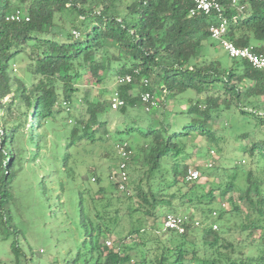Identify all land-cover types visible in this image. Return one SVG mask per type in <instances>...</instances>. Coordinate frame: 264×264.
Returning <instances> with one entry per match:
<instances>
[{
  "label": "trees",
  "instance_id": "obj_1",
  "mask_svg": "<svg viewBox=\"0 0 264 264\" xmlns=\"http://www.w3.org/2000/svg\"><path fill=\"white\" fill-rule=\"evenodd\" d=\"M221 1L225 36L264 54V0H245L242 11ZM193 7V0H0V212L6 216L20 170L36 160L35 152L62 122L65 143L51 155L64 174L50 193L64 206L63 197L73 194L85 232L76 256L60 264H264V71L210 51V43L222 49L210 31L218 18L191 16ZM17 10L29 19H10ZM14 64L23 75L13 73ZM124 74H132V81L117 84ZM113 82L125 100L117 110L93 91L95 84ZM147 90L186 98L187 109L174 111V123L159 120L141 101ZM136 107L151 115H133ZM235 108L243 120L238 138H250V144L242 145L239 160L219 165L213 179L187 181L190 167L201 170L202 178L204 172L187 163L191 137H206L204 166L214 168L213 148L221 152L224 138L237 132ZM112 112L122 115L114 129ZM110 138L119 161L117 143L133 150L132 194L120 192L112 179L119 162L106 184L94 170L85 182L95 185L68 187L73 154L95 144L107 148ZM169 212L201 224H189L184 233L167 229Z\"/></svg>",
  "mask_w": 264,
  "mask_h": 264
},
{
  "label": "rangeland",
  "instance_id": "obj_2",
  "mask_svg": "<svg viewBox=\"0 0 264 264\" xmlns=\"http://www.w3.org/2000/svg\"><path fill=\"white\" fill-rule=\"evenodd\" d=\"M209 49L214 53L220 52V47L216 43H210ZM222 58L228 60V54L225 50L222 52ZM13 73L23 75V70L19 64L13 65ZM113 85L114 82L107 85L95 84L93 85V91L96 96L111 101ZM154 97L157 106L153 107L152 112L156 113L157 119H163L168 123L175 122L174 111L176 109L186 110L188 106L186 98L176 100L173 97L169 98V94L165 95L163 92H155ZM159 99H163V102L161 103ZM248 108L252 109V106ZM260 108L264 110V105L262 104ZM234 112L236 120L234 121L237 122V127L234 126V128L237 132L224 138L225 147L221 152L213 148L216 151L215 158L217 161L214 168L207 169L204 166L210 152L206 137L198 134L191 137L190 141L193 147L189 149V152L192 155L187 163L203 169V178L200 179L203 184L207 180L213 179L218 172L217 167L223 162L232 163L235 159L239 160L238 156L242 151V145L250 144V138L241 140L238 138L243 131V120H239L240 113L238 109L235 108ZM115 113L110 114L111 129H114L122 121V115ZM132 113L133 115L140 114L145 119L151 115L150 112L143 111V107L134 108ZM220 125L221 122L219 121L214 128L217 129ZM65 129L62 122L57 123L55 132L48 134L47 146L42 149V152H35L36 160L27 162L14 182L13 194L5 209L6 216H1L0 212V264H60L72 260L77 254L85 228L81 223L78 208L74 204L76 202L70 200L73 194L68 193L63 197L66 201L64 206L60 205L56 196L50 193L51 185H56L53 182L61 174H64L61 172L62 165L56 159V156L52 157L51 154L55 152L56 144L62 145L65 143V137L62 136ZM58 131H60L59 134H57ZM262 131H264V128ZM120 137L123 139L129 138L125 134L120 135ZM128 140L132 145H135L133 140H130V138ZM113 143L115 142L111 139L106 143L107 148L105 146H95V144L87 146L88 152L73 154L70 163L74 185L68 182L66 185L73 188L79 186L86 188L87 184L95 185L91 181L85 182L89 177L93 178L94 170H96L95 177L102 176L106 184L109 175L119 162L118 155L113 149ZM143 143L144 140L141 144ZM139 162L142 163V161ZM130 190L132 194V188ZM45 192H47V195ZM158 219L163 221V217Z\"/></svg>",
  "mask_w": 264,
  "mask_h": 264
},
{
  "label": "built area",
  "instance_id": "obj_3",
  "mask_svg": "<svg viewBox=\"0 0 264 264\" xmlns=\"http://www.w3.org/2000/svg\"><path fill=\"white\" fill-rule=\"evenodd\" d=\"M194 7L190 10V15L194 16L199 13L204 14H215L217 16V21L212 23L210 26V31L212 38L217 40L222 49H224L229 56L233 58H243L246 59L253 67L264 71V54L258 53L253 45L239 46L233 40L225 36L228 21L223 17V4L221 0H193ZM232 5L236 6L239 10H244L247 8L248 4L245 0H230ZM27 18L26 13L23 10H17L15 13H12L10 19H21ZM133 79L132 74L119 75L117 77V84H123L131 82ZM144 83L148 85L149 80L144 79ZM141 101L144 102V108L147 111H150L152 107L157 105L154 95L150 91H141L140 93ZM125 100L121 97L118 90H114L111 96V106L113 109L117 110L122 105H124ZM63 106L67 111L70 110V102L63 101ZM116 149L121 156V160L118 163V167L115 169L112 179L115 181L116 186L120 192H123L127 195L131 194L129 189V171H128V159L130 158L133 150L129 148L127 142H120L116 144ZM212 154L214 151L212 150ZM207 166L212 167L214 162L208 161ZM202 178V172L198 168L190 167L186 173V180L193 182L200 180ZM225 206V204H223ZM214 216L218 215V211L213 212ZM200 225V221H192L187 215L178 214L174 212H169L166 214L164 219V226L167 229L176 230L179 233H184L188 229V225ZM213 228L218 229V223H213ZM111 241L108 240L107 244L111 245Z\"/></svg>",
  "mask_w": 264,
  "mask_h": 264
},
{
  "label": "crops",
  "instance_id": "obj_4",
  "mask_svg": "<svg viewBox=\"0 0 264 264\" xmlns=\"http://www.w3.org/2000/svg\"><path fill=\"white\" fill-rule=\"evenodd\" d=\"M222 52H224V49H220L219 55L222 54ZM227 53V52H226ZM228 54V53H227ZM229 56V55H228Z\"/></svg>",
  "mask_w": 264,
  "mask_h": 264
}]
</instances>
